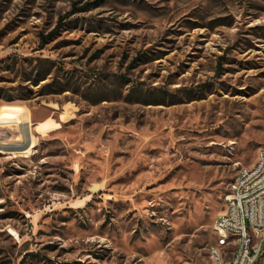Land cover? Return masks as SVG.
Here are the masks:
<instances>
[{
  "label": "rangeland",
  "instance_id": "374dc122",
  "mask_svg": "<svg viewBox=\"0 0 264 264\" xmlns=\"http://www.w3.org/2000/svg\"><path fill=\"white\" fill-rule=\"evenodd\" d=\"M2 93L0 264H212L264 147V0H0Z\"/></svg>",
  "mask_w": 264,
  "mask_h": 264
},
{
  "label": "built area",
  "instance_id": "2783aa9c",
  "mask_svg": "<svg viewBox=\"0 0 264 264\" xmlns=\"http://www.w3.org/2000/svg\"><path fill=\"white\" fill-rule=\"evenodd\" d=\"M213 229L220 245L210 248L212 264H257L264 251V147L253 165L238 168Z\"/></svg>",
  "mask_w": 264,
  "mask_h": 264
},
{
  "label": "trees",
  "instance_id": "16d2710c",
  "mask_svg": "<svg viewBox=\"0 0 264 264\" xmlns=\"http://www.w3.org/2000/svg\"><path fill=\"white\" fill-rule=\"evenodd\" d=\"M89 3H85L83 4L81 7H77V9L75 10H78V11H81V10H87L88 7H89ZM54 31H51L50 33L47 34V36H45L44 38H49V37H52L54 35ZM15 95L12 94V93H2V95H0L1 98H3L4 100H7V101H10V100H13L15 99L14 97Z\"/></svg>",
  "mask_w": 264,
  "mask_h": 264
},
{
  "label": "bare ground",
  "instance_id": "6f19581e",
  "mask_svg": "<svg viewBox=\"0 0 264 264\" xmlns=\"http://www.w3.org/2000/svg\"><path fill=\"white\" fill-rule=\"evenodd\" d=\"M261 148H263V147H261ZM217 243H218V245H220V238L219 237H217Z\"/></svg>",
  "mask_w": 264,
  "mask_h": 264
}]
</instances>
